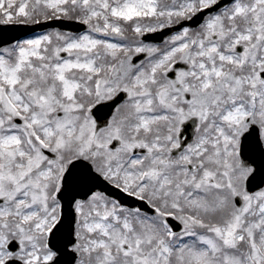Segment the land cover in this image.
<instances>
[{
	"label": "snow or ice",
	"instance_id": "snow-or-ice-1",
	"mask_svg": "<svg viewBox=\"0 0 264 264\" xmlns=\"http://www.w3.org/2000/svg\"><path fill=\"white\" fill-rule=\"evenodd\" d=\"M0 264H264V0H0Z\"/></svg>",
	"mask_w": 264,
	"mask_h": 264
}]
</instances>
